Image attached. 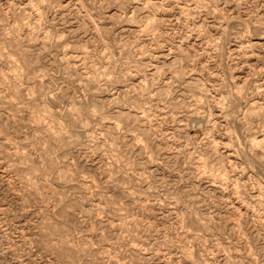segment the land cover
<instances>
[{
    "label": "clouds",
    "instance_id": "9594fccd",
    "mask_svg": "<svg viewBox=\"0 0 264 264\" xmlns=\"http://www.w3.org/2000/svg\"><path fill=\"white\" fill-rule=\"evenodd\" d=\"M225 21L264 0H0V264H264V47L238 80Z\"/></svg>",
    "mask_w": 264,
    "mask_h": 264
},
{
    "label": "rangeland",
    "instance_id": "374dc122",
    "mask_svg": "<svg viewBox=\"0 0 264 264\" xmlns=\"http://www.w3.org/2000/svg\"><path fill=\"white\" fill-rule=\"evenodd\" d=\"M217 27H219V23L214 24L213 28L210 30L213 35H216ZM223 30L232 33V35L227 40L226 47H227L229 56L234 57L235 59V64L233 66L234 71H235V76L238 80H246L248 78L249 71L255 66V58L244 53L242 50L246 48H251L253 45H257V44L264 47V31L259 33L260 39L242 40V39L236 38L235 36V33L239 30L238 22L225 21L223 23ZM192 43L193 44L196 43V39H194ZM205 43H207V41H205ZM158 55H161L165 59L169 58V54L167 51L162 50L160 53H158ZM256 55H264V53H257ZM223 142L225 144L228 143L227 139H225ZM225 155L229 157L230 164H235L237 162V158L231 154V151L225 152ZM201 159H203V157H201ZM248 163L253 165L252 169H255L256 173H259V175H264V161H259V160L254 161L253 159H249ZM253 177H254V173L250 169L249 172L246 173L243 178L237 177L236 182L237 184H239L241 181L243 183H248L249 181L253 180ZM256 179H259V176H256ZM212 187L213 189L216 187L215 183H213ZM235 206L237 208H240L239 202H237ZM241 211H243V209H241ZM225 215H227V210H220V216H225ZM216 247L222 248L224 247V245L218 241ZM226 252H227V249L225 248V253ZM214 255L216 256L217 259H219V256L221 255V253H214ZM160 259L161 261H163V256H161ZM220 264H224V261H220Z\"/></svg>",
    "mask_w": 264,
    "mask_h": 264
},
{
    "label": "bare ground",
    "instance_id": "6f19581e",
    "mask_svg": "<svg viewBox=\"0 0 264 264\" xmlns=\"http://www.w3.org/2000/svg\"><path fill=\"white\" fill-rule=\"evenodd\" d=\"M253 166V165H252Z\"/></svg>",
    "mask_w": 264,
    "mask_h": 264
}]
</instances>
